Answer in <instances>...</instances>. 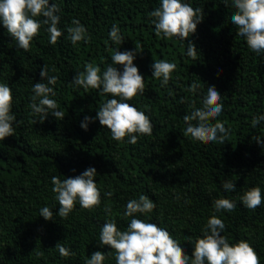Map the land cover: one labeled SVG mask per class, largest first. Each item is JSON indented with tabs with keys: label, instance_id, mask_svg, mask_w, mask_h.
Wrapping results in <instances>:
<instances>
[{
	"label": "trees",
	"instance_id": "16d2710c",
	"mask_svg": "<svg viewBox=\"0 0 264 264\" xmlns=\"http://www.w3.org/2000/svg\"><path fill=\"white\" fill-rule=\"evenodd\" d=\"M161 0H49L59 6L63 35L49 43L47 25H42L31 42L30 51L16 46L0 22V83L12 88L15 135L0 141V264H85L95 251L106 255L104 264H116L115 251L99 245V233L107 220L115 219L126 230L132 217H124L127 202L146 195L155 204L151 213H135L136 218L165 227L181 243L191 258L194 243L203 236L207 221L216 215L224 221L222 235L229 243L248 240L264 264V203L252 210L240 197L253 186L264 195V120L255 127L254 117L264 115V53H255L231 23L236 9L231 0H187L203 9V21L187 39L157 37L149 13ZM42 20L43 17H37ZM78 19L91 39L73 45L68 27ZM117 25L123 37L114 43L109 32ZM197 48V58L187 55L188 43ZM140 46L134 64L145 79V91L129 103L151 118V136L138 135L121 141L99 120L81 127L86 116L95 117L111 97L101 90L74 86L73 77L86 63L101 68L112 64L115 51ZM177 65L168 84L152 76L154 60ZM47 64L49 75L58 76L54 87L58 109L65 113L57 120L51 113L41 123L31 108L32 86L42 81ZM122 71V65H113ZM196 82L195 92L188 89ZM221 94L222 113L210 123L223 122L230 128L223 144L194 140L183 133L185 114L203 107L208 86ZM51 86V85H50ZM183 101V102H182ZM33 121H36L35 123ZM196 123L195 121L193 122ZM95 167L101 190L100 206L81 208L79 201L67 218L59 211L52 191V176L61 180ZM74 170V171H73ZM233 180L236 187L226 192L222 183ZM112 193L108 196L107 193ZM228 198L235 209L216 212L214 201ZM111 205L112 215L105 213ZM44 206L52 208V220L40 216ZM74 255L62 257L57 243Z\"/></svg>",
	"mask_w": 264,
	"mask_h": 264
},
{
	"label": "clouds",
	"instance_id": "9594fccd",
	"mask_svg": "<svg viewBox=\"0 0 264 264\" xmlns=\"http://www.w3.org/2000/svg\"><path fill=\"white\" fill-rule=\"evenodd\" d=\"M232 6L236 9L231 17V23L236 26L237 35L246 39L248 47L255 53H264V0H231ZM227 7L229 0H223ZM60 8L57 4L49 3V0H0V22L7 29L8 34L16 41V46L25 52L30 51L31 42L38 36L42 25H47L50 34L49 43L57 44L58 39L63 35L58 27L60 16L57 14ZM153 17L152 23L155 27V35L165 38L176 37L180 40L187 39L197 30V25L203 21L204 12L202 8L193 7L187 0H161L160 6L149 13ZM37 17H43L42 20ZM72 27L67 28L69 39L73 45L80 41L87 43L91 37L87 29L78 19H73ZM110 39L117 44L123 42L120 29L113 25L109 32ZM142 52L140 46L135 45L134 50L123 52L116 50L111 57L112 64L101 73V68L93 63H86L85 70L76 73L72 83L74 86H81L88 89L101 90L111 97L97 111L95 117L86 116L81 127L87 130L88 123L99 120L101 126L111 132L116 141L130 137L129 143L136 144L138 135L151 136L154 125L151 118L137 106L129 103L135 96L145 91V79L139 68L133 63L136 54ZM187 55L193 59L197 58V48L194 43L189 42ZM122 65L120 71L116 66ZM152 76L161 80V86L168 84L172 73L177 65L165 59L154 60L152 64ZM49 69L45 64L40 72L42 81L32 86L34 95L31 97L30 108L32 112L40 117L42 123L51 113L57 120H63L65 113L57 110L58 104L55 99L50 98L56 95L54 85L58 76L49 75ZM51 85V86H50ZM200 85L193 82L188 89L195 92ZM183 102V101H182ZM183 116L187 128L185 136H191L194 140L208 144L218 141L223 144L229 135L230 128H226L223 122L215 120L223 110L221 94L215 86H208L207 95L203 100V107L196 108ZM13 109L12 88L5 83H0V141L6 137L15 135L14 122L16 116ZM264 120V115L254 117L252 126L255 127ZM196 122L195 124L193 122ZM34 123L36 121H33ZM257 143L264 145V140L259 136L255 137ZM74 171V170H73ZM95 167H88L79 175L67 177L61 180L52 176V191L56 194L55 199L59 204L57 215L67 218L69 213L79 206L91 210L101 204V190L97 185ZM226 192L235 190L233 180L222 183ZM111 196L112 193H107ZM240 200L244 207L255 210L264 203L259 186H253L243 193ZM236 203L228 198H218L214 201L216 212L226 210L231 213ZM156 204L146 195H140L139 199H131L127 202L124 217H132L126 230H120L115 219L107 220L99 233V245L110 246L115 251L116 264H260V257L248 240L241 239L236 243H229L228 238L221 233L225 229L222 219L212 215L207 221V227L203 230V236L198 237L194 243V251L191 258L181 247V243L173 238L167 228L157 223L136 218L135 213H151ZM48 206L42 207L40 216L45 220H52L54 213ZM104 211L112 215L111 205H106ZM62 257L74 255L70 248L57 243ZM102 251H95L85 261V264H104L106 255Z\"/></svg>",
	"mask_w": 264,
	"mask_h": 264
}]
</instances>
